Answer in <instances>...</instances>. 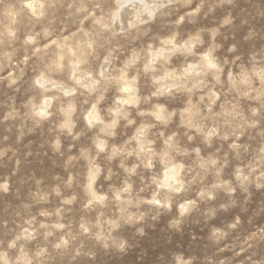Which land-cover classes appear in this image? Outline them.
I'll return each instance as SVG.
<instances>
[{"label": "rangeland", "instance_id": "1", "mask_svg": "<svg viewBox=\"0 0 264 264\" xmlns=\"http://www.w3.org/2000/svg\"><path fill=\"white\" fill-rule=\"evenodd\" d=\"M25 1L0 0L3 259L264 264V0H171L122 30L117 0Z\"/></svg>", "mask_w": 264, "mask_h": 264}, {"label": "bare ground", "instance_id": "2", "mask_svg": "<svg viewBox=\"0 0 264 264\" xmlns=\"http://www.w3.org/2000/svg\"><path fill=\"white\" fill-rule=\"evenodd\" d=\"M167 1H171V0H154L153 2L152 1H148V0H117V3H116V5L118 6V8H119V10L116 12L115 10H113V12L114 13H112V20H111V23L112 24H114L115 25V28L116 29H125V28H127L128 26H130V25H134L135 23H138L139 21H143V20H147L146 18H148L149 16H151L152 15V13L155 11V9L158 7V6H160V4L162 3L163 4V2H167ZM172 2V1H171ZM185 2V1H184ZM188 2V1H187ZM161 4V5H162ZM25 6L28 8V10L33 14V16L35 15V16H37V15H39L40 13H42L43 11H42V2L41 1H38V0H26L25 1ZM25 7V8H26ZM158 9H159V7H158ZM122 10V11H121ZM10 15V14H9ZM111 16V15H110ZM13 17V16H12ZM97 18V17H96ZM149 18H151V17H149ZM98 19V18H97ZM99 20V19H98ZM100 21V20H99ZM101 22V21H100ZM99 22V23H100ZM110 23V22H109ZM108 23V24H109ZM103 25V24H102ZM110 25V24H109ZM136 25V24H135ZM104 26V25H103ZM106 27H108V26H106ZM104 29H106V28H104ZM8 30V29H7ZM115 31V30H114ZM77 38H79V37H77ZM76 38V39H77ZM85 38V37H84ZM72 41V40H71ZM81 41V40H80ZM87 41H89L90 42V40H87ZM165 42H168V44H169V41H166V40H164ZM70 42V41H69ZM73 42H75L74 40H73ZM85 42H86V40H85ZM165 42H163V44L165 43ZM170 43H171V41H170ZM63 44V43H62ZM89 43H87V45H88ZM186 44V43H185ZM76 45V44H75ZM191 45V44H190ZM81 46V45H80ZM80 46H77L76 48L75 47H72V46H70L69 45V43H68V46H66V45H59V46H57V47H63L64 48V50H65V52H67L68 53V56H71V55H74L75 57H76V61H78L79 60V62H80V60L82 59L83 60V56H84V53H86V51H84V47L82 48V47H80ZM89 46V45H88ZM87 46V47H88ZM185 46V45H184ZM189 46V45H188ZM187 47V46H186ZM185 48V47H184ZM90 49V48H89ZM89 49H88V51H89ZM190 49V48H189ZM63 50V49H62ZM60 51V50H59ZM87 51V52H88ZM63 52V51H62ZM170 52V51H169ZM164 52H163V50L160 48V49H158L157 51H155V52H151V53H149L150 54V60H148V61H150V62H153L154 63V60L156 59V57H158V55H164L163 54ZM70 54V55H69ZM87 54V53H86ZM57 55V54H56ZM164 56H166V55H164ZM60 57V56H59ZM86 57H87V55H86ZM204 57V60H206V62H207V65L208 64H210L211 63V61L209 60V58H207V59H205V56H203ZM207 57V56H206ZM74 58V57H73ZM57 59V58H56ZM75 59V58H74ZM108 59V58H107ZM62 60V59H61ZM81 60V61H82ZM54 61V60H53ZM69 61H72L71 59L69 60ZM107 61V60H106ZM56 62V61H55ZM57 62H58V60H57ZM56 62V63H57ZM67 62V61H66ZM150 62H149V64H150ZM55 63V64H56ZM73 63V62H72ZM106 62H104V64H105ZM77 64V63H76ZM76 64L75 65H72L71 64V66H73L72 67V69H71V73L73 72V78L75 79V81H77V83H78V85H88V84H90L91 85V83H92V78L90 77V76H88L86 73L85 74H82V73H80L77 69H76ZM80 64H81V62H80ZM206 64V63H205ZM148 65V64H147ZM146 65V66H147ZM61 66V65H60ZM105 66L106 65H104V66H100L101 68H100V71L99 72H102V73H104L105 72ZM71 68V67H70ZM192 67H190V68H188V70L189 69H191ZM104 71V72H103ZM187 71V70H186ZM190 71V70H189ZM121 73V72H120ZM72 75V74H71ZM100 75H101V73H100ZM123 75V74H122ZM170 75V74H169ZM41 76V75H40ZM171 76V75H170ZM121 77V76H120ZM122 78L123 79H125L123 76H122ZM120 79V78H119ZM48 80V79H47ZM45 78H44V76H41L39 79H38V81H36V82H38V84H40V85H44V86H48L49 84V82L51 81H47ZM74 81V82H75ZM125 81V80H124ZM94 83H95V81H93ZM132 82H133V80H132ZM60 84V83H59ZM122 84V83H121ZM132 84V83H131ZM51 85H52V83H51ZM55 87H58V88H60V85H58V84H56V85H54ZM89 86V85H88ZM87 86V87H88ZM62 87V86H61ZM65 87V86H64ZM52 88V87H51ZM122 88L124 89V91H127V97L129 96V93H128V91L130 90V89H132V86L130 85V84H128L127 82H123V84H122ZM54 89V88H53ZM61 89V88H60ZM63 89V88H62ZM64 90V89H63ZM65 91V90H64ZM69 90L67 89V92H68ZM63 92V91H62ZM124 95H125V92H124ZM125 98V97H124ZM44 101H42L43 103L40 105V106H38V110L40 111V112H42V113H45V109L47 108V105L49 104V101H50V99H43ZM126 100V99H125ZM132 101V100H131ZM130 101V102H131ZM119 102L121 103L122 101L120 100V98H119ZM128 103H129V101H127ZM36 111H37V109H35ZM159 111V110H158ZM37 113V112H36ZM43 115V114H42ZM41 115V116H42ZM45 115V114H44ZM156 115V114H155ZM157 116V115H156ZM95 117V115H94V113L93 112H91V113H89L88 114V118L87 119H91V118H94ZM95 119V118H94ZM93 119V120H94ZM180 166V165H179ZM178 167H176V166H169V167H167L166 168V170L164 171V173H163V176H164V178H163V181L161 182V183H169L170 181H172V182H178L177 181V179H176V174L178 173ZM166 185V184H165ZM182 208V207H181Z\"/></svg>", "mask_w": 264, "mask_h": 264}, {"label": "clouds", "instance_id": "3", "mask_svg": "<svg viewBox=\"0 0 264 264\" xmlns=\"http://www.w3.org/2000/svg\"><path fill=\"white\" fill-rule=\"evenodd\" d=\"M207 59V57H205ZM209 68L215 67L213 64L208 65ZM11 247V245H10ZM0 259H3V254H0ZM3 264H9V261L7 259H3ZM12 264H18V261H13ZM24 264H32L31 261H25Z\"/></svg>", "mask_w": 264, "mask_h": 264}]
</instances>
